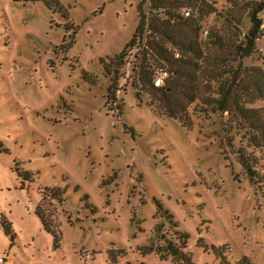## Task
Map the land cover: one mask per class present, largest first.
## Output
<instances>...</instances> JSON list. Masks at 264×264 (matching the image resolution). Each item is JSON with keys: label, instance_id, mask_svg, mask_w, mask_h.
<instances>
[{"label": "rangeland", "instance_id": "obj_1", "mask_svg": "<svg viewBox=\"0 0 264 264\" xmlns=\"http://www.w3.org/2000/svg\"><path fill=\"white\" fill-rule=\"evenodd\" d=\"M259 1L216 0L203 40L226 14L242 18L229 34L245 35L249 7ZM59 2L50 9L0 0V264H170L139 250L160 243L162 227L175 240L176 231L188 234L196 264H222L214 247L224 245L230 262L247 256L264 264V184L252 183L239 162L243 135L234 131L228 145L227 116L197 112L196 103L187 129L158 114L141 87L137 49L121 71V110L110 108L101 60L132 39L143 0ZM244 65L264 70V31ZM153 70L161 86L167 74ZM248 152L264 174V148ZM48 188L66 192L52 203L58 245L37 215ZM112 249L124 253L114 261Z\"/></svg>", "mask_w": 264, "mask_h": 264}, {"label": "trees", "instance_id": "obj_2", "mask_svg": "<svg viewBox=\"0 0 264 264\" xmlns=\"http://www.w3.org/2000/svg\"><path fill=\"white\" fill-rule=\"evenodd\" d=\"M14 1L25 4L43 2L50 9L60 7L59 0ZM148 2L149 8L145 10L144 5ZM215 4L216 0H143L140 23L132 39L122 52L101 60L109 79L108 103L111 109L118 105L121 71L126 59L132 50L141 51V87L152 97L151 105L155 111L179 121L187 129L193 127L189 110L196 103L198 108V105H202L196 108L197 112L227 116L223 132L228 145L234 147V131L243 135L247 146L237 150L239 162L252 183L264 184V174L259 171V159L248 152V148H264V107H251L264 100V70L244 65L245 59L256 54L258 41L263 36L264 20L261 15L264 0L254 2L249 7L251 26L245 35L240 32L237 35L229 34L234 22L239 31L242 18L226 14L223 16L222 28L209 31L207 40H203V22L213 14L218 15ZM234 64H237L236 68L232 66ZM153 67L167 74L161 86L155 84L157 76ZM85 74L91 83L96 82L91 75ZM213 82L217 84L216 88ZM137 97L141 99L140 91ZM65 193L61 188L46 189L37 208L43 227L54 236L56 245L62 233L59 225L54 223L52 203H62ZM4 226L7 234L14 239L11 225L5 221ZM162 229H158L160 243L140 247V252L143 255L158 254L163 260L170 259V264H196L192 254L187 251L188 234L176 231L178 240H175ZM227 250V245L214 247L216 254L223 257L222 264H255L247 256L230 262L225 257ZM122 253V250L110 251L114 261Z\"/></svg>", "mask_w": 264, "mask_h": 264}, {"label": "built area", "instance_id": "obj_3", "mask_svg": "<svg viewBox=\"0 0 264 264\" xmlns=\"http://www.w3.org/2000/svg\"><path fill=\"white\" fill-rule=\"evenodd\" d=\"M264 26V25H263Z\"/></svg>", "mask_w": 264, "mask_h": 264}]
</instances>
